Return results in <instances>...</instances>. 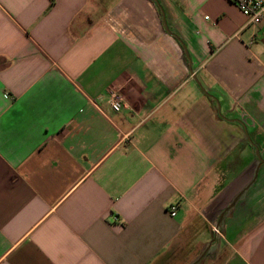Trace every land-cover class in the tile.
Listing matches in <instances>:
<instances>
[{"label":"crops","instance_id":"0c3cea01","mask_svg":"<svg viewBox=\"0 0 264 264\" xmlns=\"http://www.w3.org/2000/svg\"><path fill=\"white\" fill-rule=\"evenodd\" d=\"M257 149L231 0H0V264H264Z\"/></svg>","mask_w":264,"mask_h":264},{"label":"built area","instance_id":"2783aa9c","mask_svg":"<svg viewBox=\"0 0 264 264\" xmlns=\"http://www.w3.org/2000/svg\"><path fill=\"white\" fill-rule=\"evenodd\" d=\"M241 11V13L248 18L252 25L260 26L264 31V0H231ZM206 19H209L206 17ZM108 102L112 110L116 113L122 111L126 107L125 99L118 89L112 88L108 92ZM171 217H176L178 212V205L173 204L168 208ZM115 221H118L115 218ZM215 234L221 237L218 228H214ZM216 236V237H217Z\"/></svg>","mask_w":264,"mask_h":264},{"label":"rangeland","instance_id":"374dc122","mask_svg":"<svg viewBox=\"0 0 264 264\" xmlns=\"http://www.w3.org/2000/svg\"><path fill=\"white\" fill-rule=\"evenodd\" d=\"M216 226H214L213 227V235L215 236V238H217V237H219V236H217L216 234H215V230H214V228H215ZM216 228H218L219 229V227H216ZM219 232L221 233V231H220V229H219ZM209 236H210V232H209ZM217 236V237H216ZM202 239H199V241H201ZM218 239H216L215 241H217ZM215 243V242H214ZM217 244V243H216ZM214 245V244H213ZM217 246V245H216ZM216 246H215V248L214 249H216ZM213 251V250H212ZM210 255V253L208 252V257L206 258V262L203 260L202 262H200V263H198V264H210L209 262L211 261V257L209 256ZM213 264H221V261H219V260H217L216 262H213Z\"/></svg>","mask_w":264,"mask_h":264},{"label":"water","instance_id":"95a60500","mask_svg":"<svg viewBox=\"0 0 264 264\" xmlns=\"http://www.w3.org/2000/svg\"><path fill=\"white\" fill-rule=\"evenodd\" d=\"M167 31H169V29L167 28ZM257 158H258V160L260 161V164H264V160L262 159V157H261V155H260V152H259V149H257ZM214 244V241H212L211 242V244H210V248H211V246Z\"/></svg>","mask_w":264,"mask_h":264}]
</instances>
